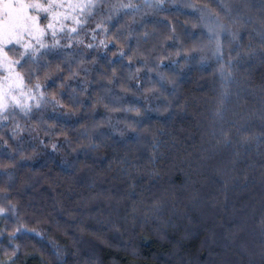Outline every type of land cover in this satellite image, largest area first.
<instances>
[{
  "label": "trees",
  "instance_id": "1",
  "mask_svg": "<svg viewBox=\"0 0 264 264\" xmlns=\"http://www.w3.org/2000/svg\"><path fill=\"white\" fill-rule=\"evenodd\" d=\"M188 4L207 6L238 32L242 53L260 50L264 0H166L164 11L148 10L143 22L133 26L129 44L135 47L139 41L148 56V67L136 73L137 80L128 77L139 64L130 69L126 59L112 56L111 46L99 47L107 39L103 33L92 39L95 21L76 40L97 48L80 44L48 57L55 66L86 51L88 59L95 56L98 62L85 65L90 69L87 82L71 81L82 101L75 115L51 107L42 119L34 115L38 138L25 132L22 140L32 158L8 168L11 179L0 170V187L18 203L27 227L42 233V238L18 236L22 250L17 264H264L259 224L264 216V62L242 56L233 61L231 82L222 79L223 61L212 55L206 30L192 27L198 13ZM127 19H113L110 31ZM170 23L185 50L197 49L188 59L175 55L172 41L167 51L161 48V33ZM75 26L67 22V27ZM229 47L225 40V60ZM113 68L128 91L108 84ZM48 83L51 90L59 81ZM153 87L155 92L143 91ZM70 91L64 95L68 104ZM129 107L140 115L124 110ZM19 120L24 123L23 117ZM221 125L231 130L232 145L216 144L212 132ZM0 134L10 136V130L0 127ZM242 136L252 139L241 145ZM0 159L8 161L6 149H0ZM153 203L162 206L159 216L150 210ZM6 221L12 224L13 218L0 219V228ZM0 245H8L6 236Z\"/></svg>",
  "mask_w": 264,
  "mask_h": 264
},
{
  "label": "snow or ice",
  "instance_id": "2",
  "mask_svg": "<svg viewBox=\"0 0 264 264\" xmlns=\"http://www.w3.org/2000/svg\"><path fill=\"white\" fill-rule=\"evenodd\" d=\"M185 7H192L198 13L197 23L192 27H202L206 30L209 42L214 45L212 55L217 58L218 63L223 61L220 63L222 79L231 82L233 61L239 60L242 56L258 57L264 62V35H262L259 51L249 48L242 53L239 33L221 23L219 17L208 10L207 6L196 7L188 4ZM165 9L166 0H141V3H136L134 0H115V2L112 0H0V127L10 130V136L0 134V149H6L9 157L8 161L0 159V170H4L9 179H11V174L7 172L8 168H15L20 161L32 158L25 154L26 150L23 148L22 140L25 132L32 135L33 139L38 138L39 121L33 125V116L37 115L42 119L44 110L49 107L54 112L57 109L63 110V115H75V109L82 106V101L78 99L76 89L71 87V81L80 78L82 82H87L90 69L85 65H95L98 62L95 56L88 59L89 53L86 51H81L78 57L73 55L65 58L62 62L55 63V66L48 57L80 44L89 50L98 46L109 50L111 46L114 49L111 52L112 56H119L122 60L126 59L130 69L134 64L140 65L135 67V72H129V81L137 80L139 78L136 73H139L141 68L148 67V56L140 51L139 41L135 47L129 44L135 32L133 26L143 22L144 16L149 14L148 10H151L152 14H159ZM120 16L129 19L120 24L115 32L110 31V22ZM69 20L76 26L67 27ZM91 21H95L92 39L96 40L98 33H103L107 37V39L100 40L98 46L76 40L79 33L86 29ZM142 35L147 38L149 33L145 31ZM161 35H163L161 48L167 51V42L172 41L177 57L183 53L185 59H188L192 53L197 51L195 47L190 50L184 49L174 24L170 23L168 31ZM62 40L64 43L61 42ZM225 40L230 45L226 60ZM65 64L67 67L63 66ZM160 67L161 63L155 65L156 69ZM152 70L154 69L149 68V71ZM157 75L160 76L161 81L164 80L159 72ZM49 81L53 84L56 81L59 83L50 90ZM168 82L174 83L171 80ZM108 84L117 85L122 91L129 90L120 82L115 68L112 69V78L108 79ZM137 87L139 88L140 85ZM68 89H71L70 104L64 102L65 91ZM143 91L155 92L156 89L154 87L145 88ZM224 95L226 97L228 92L225 91ZM96 103H93V108ZM222 104L223 101H221ZM105 108H108L107 104ZM124 110L135 111L137 116L140 115L139 109L129 107ZM164 110L167 111V107ZM220 111L221 109L218 108L216 114L220 115ZM20 117L24 118L23 124L19 120ZM260 118L264 120V109L261 110ZM48 127L52 129L54 125H48ZM242 129L243 125L237 128V132H241ZM61 133L63 134V130ZM44 134L47 136L50 132L46 130ZM120 134L123 135V132ZM212 135L216 138L217 145L222 143L227 147L234 143L231 130H226L222 125L218 131L214 129ZM250 139L252 138L242 136L238 143L247 145ZM40 143L43 144V141ZM51 147L55 150L57 145L53 143ZM245 150L247 151V147ZM32 152L34 154L35 149H32ZM234 155L238 156L239 152H235ZM131 186L135 187L134 184ZM7 191L6 188L0 187V193L3 194L0 200L6 202H0V219L11 217L13 223L8 224L6 221L5 226L0 228V238L6 236L8 240L7 246L0 245V264H17L22 250V245L17 243L18 236L32 233L42 238V233L36 228L27 227L19 211L18 203H13L9 199ZM169 195L176 194L169 193ZM193 199L196 197L193 196ZM150 210L154 211V215L159 216L162 206L159 203H153ZM191 220L192 218L189 217V222ZM134 222L135 216H133ZM259 224L261 235L264 237V216L261 217ZM55 254L59 257L60 250L57 249ZM261 255L264 256V250Z\"/></svg>",
  "mask_w": 264,
  "mask_h": 264
}]
</instances>
